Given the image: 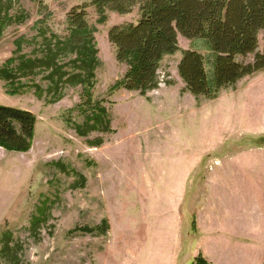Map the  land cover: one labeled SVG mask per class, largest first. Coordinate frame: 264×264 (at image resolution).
Segmentation results:
<instances>
[{"label":"rangeland","instance_id":"rangeland-1","mask_svg":"<svg viewBox=\"0 0 264 264\" xmlns=\"http://www.w3.org/2000/svg\"><path fill=\"white\" fill-rule=\"evenodd\" d=\"M91 1L0 0L3 12L26 16L0 37V67L12 56L15 39H32L38 26L64 36L69 10L87 5L100 61L92 96L107 109L112 130L76 133L75 125L84 122L77 109L81 86L65 88L60 100L47 104L30 89L8 94L0 79V105L36 118L28 151L0 148V239L10 231L20 243L18 264H192L199 253L209 264H264V70L215 98L195 97L177 72L182 51L200 52L209 75L212 54L202 41L179 35V50L161 59L156 89L144 96L109 90L126 65L117 61L108 31L136 22L138 7L128 14L107 10L106 21L98 23ZM259 32L257 52L264 46V30ZM22 52L33 56L38 49L25 43ZM32 83L47 87L43 74ZM170 134L171 145L149 146L158 143L157 135ZM99 138L101 145L91 144ZM178 138L185 145L164 168L166 187L155 163L157 169L166 165ZM174 166L179 174L190 167L178 220L164 205L176 190ZM43 203L48 216L33 234L30 220ZM0 264H7L1 256Z\"/></svg>","mask_w":264,"mask_h":264},{"label":"trees","instance_id":"trees-1","mask_svg":"<svg viewBox=\"0 0 264 264\" xmlns=\"http://www.w3.org/2000/svg\"><path fill=\"white\" fill-rule=\"evenodd\" d=\"M90 5L98 14V23L106 21L107 10L128 14L138 7L136 22L115 25L108 31L117 61L126 65L124 75L109 90L122 88L144 96L156 89L161 59L179 50V35L202 41L212 54L209 75L200 52L182 51L177 72L185 84L184 90L195 97L215 98L220 90L234 87L238 80L264 70V46L257 52L259 31L264 30V0H92ZM86 9L87 5L82 4L69 10L64 36L48 33L47 26H38L32 39H15L12 56L0 67V79L5 81L8 94H23L30 89L47 104L60 100L65 88L81 86L83 101L77 109L84 115V122L76 124L75 131L84 137L92 131H112L107 109L92 96L100 61L96 28L89 24ZM7 13L0 4V37L9 25L26 18L23 14L13 17ZM25 43L34 44L38 53H23ZM249 55L253 56L250 62L238 60ZM40 74L47 82L44 89L32 83ZM35 123L30 111L0 105V148L28 151ZM102 142L99 138L91 144L99 146ZM38 210L30 220L29 230L33 234L39 232L38 226L48 216L46 203ZM102 224L106 228V221ZM80 230L93 231L88 227ZM0 244L1 258L7 264H18L21 245L10 231H4ZM192 264L209 263L199 253Z\"/></svg>","mask_w":264,"mask_h":264},{"label":"crops","instance_id":"crops-1","mask_svg":"<svg viewBox=\"0 0 264 264\" xmlns=\"http://www.w3.org/2000/svg\"><path fill=\"white\" fill-rule=\"evenodd\" d=\"M173 100L176 101L177 99H173ZM170 137H171V134L168 135V138L167 139H166L165 135L163 137L157 135V138L160 140V142H159V140H157L158 143L157 142H154L153 144H149V146L154 145L155 148L157 149L161 145V149H162V146H164L165 144L171 145V144H169L170 141H171V138ZM172 137L173 138L176 137L175 134H173ZM178 139L179 140L177 141V143L175 142L176 143V146L174 147L172 145V150H169V151H172L173 153H170L171 154L170 155L171 158L168 157L166 165L162 161L163 162V165L161 166V169H159V168L157 169L156 163H155V168H156V171H157V175L158 176H161L160 178H162L163 180L164 179L166 180V183H165L166 187H167V185H169V181H167V179H166V171L168 170L167 168L170 167V161L171 162H172V160L175 161V154L174 153L178 154L179 148L181 146H184L185 145V142L182 141L181 138H178ZM164 168L167 169V170H165ZM189 168L190 167H187L184 171L181 172V174H179V173L176 172L175 166L172 168L173 169V172H174L173 174L176 175V178H175L176 180H174V183H173V185L176 186V190L173 189V191L171 192L172 193V196H171L170 200L169 199H166V204H164L165 207H166L167 216L169 215L168 217H176V216L179 215V206H181L182 205L181 203L183 202V200H182L181 197H182V193H184L183 192L184 190L182 189V185H185V180H183V179L186 177L185 174H186V172H187V170ZM168 175H169V173H168ZM146 178L153 179V177H151V174H148L147 170H146ZM160 178H156L155 177V180L156 179H160ZM168 192H170L169 189H168ZM169 194H166V196H169ZM176 220H178L177 217H176Z\"/></svg>","mask_w":264,"mask_h":264}]
</instances>
